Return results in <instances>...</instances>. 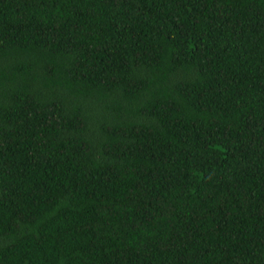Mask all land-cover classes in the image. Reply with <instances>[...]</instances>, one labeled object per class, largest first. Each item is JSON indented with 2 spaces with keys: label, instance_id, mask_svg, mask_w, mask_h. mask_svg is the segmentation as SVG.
I'll return each instance as SVG.
<instances>
[{
  "label": "trees",
  "instance_id": "16d2710c",
  "mask_svg": "<svg viewBox=\"0 0 264 264\" xmlns=\"http://www.w3.org/2000/svg\"><path fill=\"white\" fill-rule=\"evenodd\" d=\"M0 264H264V0H0Z\"/></svg>",
  "mask_w": 264,
  "mask_h": 264
}]
</instances>
